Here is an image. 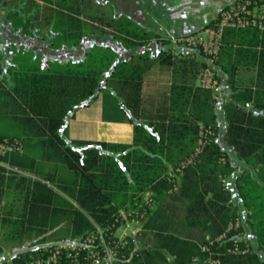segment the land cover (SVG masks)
Segmentation results:
<instances>
[{"label":"trees","instance_id":"1","mask_svg":"<svg viewBox=\"0 0 264 264\" xmlns=\"http://www.w3.org/2000/svg\"><path fill=\"white\" fill-rule=\"evenodd\" d=\"M262 4L256 0L248 7L260 10ZM231 5L199 31L215 27ZM55 15L79 44L83 21L62 4ZM261 25L226 27L215 56L186 47L184 39L195 31L175 41L186 48L176 50L163 41L155 57L145 52L130 59L115 52L96 57L92 49L86 60L61 69L17 71L12 90L24 105L18 118L48 164L34 169L36 161L30 159L39 179L0 166V253H13L0 264H31L43 244L17 248L61 221L68 223V236L87 233L92 222L110 226L117 211L144 191L152 193L155 203L143 219L141 245L135 255L115 264H264V19ZM97 48L105 52L111 47ZM156 62L171 67L172 83L166 102L152 111L142 106V81ZM86 64L94 68H80ZM206 66L215 72L216 84L215 66L226 76L229 92L219 106L215 89L196 84ZM104 88L133 124L131 142L66 138V117ZM190 158L192 163L181 167ZM234 160L244 166L238 174Z\"/></svg>","mask_w":264,"mask_h":264},{"label":"crops","instance_id":"2","mask_svg":"<svg viewBox=\"0 0 264 264\" xmlns=\"http://www.w3.org/2000/svg\"><path fill=\"white\" fill-rule=\"evenodd\" d=\"M33 1V4L27 0L4 2L6 5L9 3L11 9L0 18V137L13 136L22 145L20 150L0 156V166L39 179L33 172L30 159L36 161L34 169L38 168L40 161H44L43 151L37 140L26 134L18 118L22 115L24 105L12 90L13 75L17 71L39 72L50 70L56 63H76L84 60L95 45L110 46L120 59H130L134 54L143 52L155 57L165 46L163 41L170 42L169 45L173 48L177 47V38L203 29L218 16L224 6L233 4L236 0H74L78 6H75L73 12L65 0L57 3L52 0L51 5L47 0ZM27 3L31 8L50 5L54 9L62 4L67 12L71 11L68 12L70 15L78 16L84 23V34L79 44L75 41L68 46H54L52 39L55 33H47L48 29L41 28L42 20L38 16H26L28 14L23 9L27 8ZM81 10H86V14H82ZM10 11L20 14L21 18H10ZM45 22L50 25L53 20L48 18ZM150 33L158 37H150ZM126 41L134 45L127 46ZM215 68L218 69L220 79L214 88L219 105L229 90L225 74L218 66ZM171 83V67L160 62L154 63L143 77L142 106L152 111L162 106L166 102ZM196 84L199 85L198 78ZM218 113L220 120L221 111ZM65 123L68 139L119 143H130L132 140L133 124L128 119L116 124L114 136H100L96 124H103L108 128L110 122L103 120L99 107H92L91 103L77 108L73 117H66ZM53 242L44 243L43 246ZM12 255L0 261H9ZM166 258L172 260L169 254Z\"/></svg>","mask_w":264,"mask_h":264},{"label":"built area","instance_id":"3","mask_svg":"<svg viewBox=\"0 0 264 264\" xmlns=\"http://www.w3.org/2000/svg\"><path fill=\"white\" fill-rule=\"evenodd\" d=\"M254 1L256 0H237L229 9L222 12L215 27H208L186 37L185 45L199 47L204 54L215 56L220 49L222 34L226 27H262L264 4L260 10L256 8L251 10L248 6ZM198 81L200 86L214 89L217 83L215 72L210 66L202 68ZM21 147V142L17 138H0V156L20 150ZM188 163H192V158L185 161L181 167ZM170 174L173 175L174 172ZM154 203L152 193L144 191L140 199L117 211L110 226L103 227L92 222L93 229L83 235L62 237L53 243L46 244L36 256L32 257L31 264H115L130 258L136 254V250L141 245L143 219ZM237 225L238 222L230 224L227 230L236 228ZM107 228L112 230L107 232ZM224 236L225 233L220 238ZM238 248V245H235L233 251H238ZM10 254V251H3L0 253V259Z\"/></svg>","mask_w":264,"mask_h":264},{"label":"rangeland","instance_id":"4","mask_svg":"<svg viewBox=\"0 0 264 264\" xmlns=\"http://www.w3.org/2000/svg\"><path fill=\"white\" fill-rule=\"evenodd\" d=\"M6 1H8V0H5V1L0 0V18L4 17L5 14L8 13V11L11 9V5L9 3L7 5H6V3H4ZM14 1H19V0H14ZM59 1H62V0H54V3H57ZM65 2H67L66 5L69 6V9L71 8L70 10H72V12H73V9H75V6H78L74 3V0H65ZM78 2H79V0H78ZM25 7H27V8L23 9V11L25 12V14H28V15H26L28 18H34V17L38 16L39 19L42 20V25H40V27L45 28V30L48 29L47 33H51V34L55 33V36L52 39L54 46H56V47L64 46V45L68 46V45L72 44L73 41L78 39V37L75 36V33L72 36L69 34L67 35V32H66L67 26L64 24L63 20L60 19L59 16L55 15V9L54 8L43 7L42 5L33 6V8H31L28 6V3L25 4ZM3 8H6L7 10H4ZM13 12L14 11L9 13L10 18H18V19L21 18L20 14H14ZM68 12H71V11H68ZM98 12H100V10ZM51 13L53 15L52 17H50ZM81 13L86 14V10H81ZM87 13H88V11H87ZM48 18H51L53 20V22L50 25H47L45 22V20ZM97 46L98 45L93 46V54L96 57H99L102 53L111 54V53L115 52L114 49H112V48L106 49V51L103 52L101 49L97 48ZM180 47L181 48L185 47V45L181 44L179 46V48ZM179 48H178V46L175 47L176 50H178ZM156 49L158 50V46L156 47ZM186 50L187 49H185V51ZM155 52H156V50H155ZM89 56H90V54L88 53L86 58ZM123 57L127 58L126 56H123ZM200 57H201V55H200ZM86 58L84 60H86ZM84 60H82V61H84ZM66 64H68V63H65V64L56 63L54 66L52 65L51 70L64 68ZM92 64H93V62H92ZM209 64L211 66L210 59H209ZM71 66H73V64H71L69 67H71ZM88 67L94 68V65L90 66V65L86 64V65L80 66V68H82L84 70H87ZM91 106L95 107V108L99 107V111H101L102 119L110 122L108 124V128H107V126H105L103 124H96V126L99 128V134L102 137L110 135V134H112V136H114V133L116 132V131H114V128L117 127L116 124L121 123L124 119H127V115H125V113L122 111V109H120L118 101H117L116 97L114 96V94L107 91L106 88L102 89L99 92L97 101L93 100L91 102ZM67 134H68V130H67ZM39 154H41V152ZM36 156H39V155H36ZM40 162H41L42 166H44V164H45V166H47V164H48L47 162H44V161H40ZM234 162L239 164V170L236 172V174H238L244 168V166H242V164H240L236 160H234ZM233 179L234 178H231V184L234 181ZM70 233H71V231H70V228L68 227L67 221H61L60 223H58L57 225L52 227L46 234H44L42 236L37 237L35 235H32L30 238H26L24 241V244L20 248H18L16 251H22V250H26L28 248L34 247L38 244H44V243L52 242L55 239L57 240V238L62 236V235H67V236L71 235ZM246 234L248 236L249 229L247 230ZM12 254L13 253H11L10 255H12Z\"/></svg>","mask_w":264,"mask_h":264}]
</instances>
